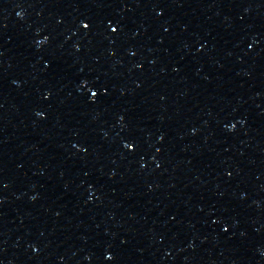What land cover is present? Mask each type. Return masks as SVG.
<instances>
[{
	"label": "water",
	"instance_id": "water-1",
	"mask_svg": "<svg viewBox=\"0 0 264 264\" xmlns=\"http://www.w3.org/2000/svg\"><path fill=\"white\" fill-rule=\"evenodd\" d=\"M0 264H264V0H0Z\"/></svg>",
	"mask_w": 264,
	"mask_h": 264
}]
</instances>
